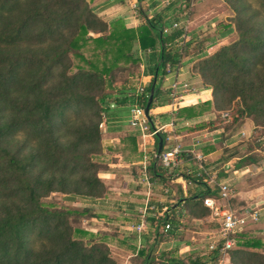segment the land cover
Segmentation results:
<instances>
[{
  "label": "trees",
  "instance_id": "obj_1",
  "mask_svg": "<svg viewBox=\"0 0 264 264\" xmlns=\"http://www.w3.org/2000/svg\"><path fill=\"white\" fill-rule=\"evenodd\" d=\"M92 1L0 0V264H117L101 240L104 237L90 236L84 241L80 237L87 232L72 227L70 216L78 210L48 207L41 199L51 192L91 199L102 196L105 185L97 176L100 163L93 159L101 153L102 113L108 112L111 99L144 107L152 85L148 113L159 105L157 80L166 75V64L172 70L180 65V51L183 46L187 49L190 40L174 45L182 30L163 32L166 12L149 18L139 10L144 22L127 27L120 18L100 19ZM223 1L233 13L226 31L235 32L236 38L203 56H198L204 52L199 45L190 55L191 61L196 60L191 72L210 89L211 102L179 107L177 117L198 116L212 107L215 119L197 128L217 127L223 111L229 112L230 122L240 125L247 120L254 128H264V0ZM156 41L158 50L148 82L141 83L142 93L132 86L127 96L117 97L124 88L112 85L114 72L121 63L139 64L132 54L135 42L144 51ZM158 137L164 138L163 134L154 136L155 150ZM120 143L122 147L116 150L125 158L135 153L132 164L137 166L140 151L135 138L128 136ZM241 157L233 169L255 161ZM153 162L148 171L155 182L154 194L155 189L162 192L166 182L169 187L176 180L158 160ZM181 175L203 185V190L185 198L176 194L179 203L167 205V216L148 218L151 234L137 250L138 264L156 260L153 251L179 225V209L199 218L209 214L202 199L215 196L217 189L195 171ZM165 221L170 223L166 231L162 228ZM231 236V264H264L261 237L245 228ZM207 251L206 255L191 252L163 258L157 264H216L218 247Z\"/></svg>",
  "mask_w": 264,
  "mask_h": 264
},
{
  "label": "rangeland",
  "instance_id": "obj_2",
  "mask_svg": "<svg viewBox=\"0 0 264 264\" xmlns=\"http://www.w3.org/2000/svg\"><path fill=\"white\" fill-rule=\"evenodd\" d=\"M95 1L100 0H94L91 4ZM128 1L129 3L124 4L123 7L120 8L121 11L128 12L134 21V24L123 22L127 27H137L144 22V18L141 17L139 10H144L149 18L154 14H162L163 12H166L168 14L164 19L166 26H169L172 21H175L186 27V33H184L182 42L178 43V45H182L183 42L186 43L190 40L188 44L186 43L187 45L185 44L187 49H185L182 45L183 48L180 51V54L182 55L181 65L187 68L189 75H191V66L194 62H196L195 59H192V61L190 60V55L197 50V46L200 45L204 48V52L198 54V56H203L204 54L211 53L221 44L228 43L236 38L235 32L226 31L227 25H231L230 21L233 13L223 0H194L193 3H191L192 5L189 3L186 4V7H182L184 9L181 8V10H178L175 14H172V10H168V12L161 6H154L152 4L147 6L149 0ZM102 2L104 3L106 0ZM101 8L102 7L98 8L99 10H93L97 16L105 22H110L120 15H116L118 14L117 11H119V9L117 10L110 4L105 3L103 11H101ZM209 40H212V43H209ZM157 47L158 44L156 41L154 47H148V49H150L151 52L152 49L157 51ZM146 49L141 51L137 42H135L132 54L138 58L139 64H133L131 62L121 63V68L114 72L112 85L117 90L121 88V86L124 88L121 93L117 94V97L120 98L124 95L127 96L128 88H131L132 86L136 88V86L140 84L139 74H144V67L148 72H150V69L154 64L155 51L151 53L147 52ZM86 54H89V52H86ZM140 64L144 66L143 72ZM189 75L186 80L191 87H193L198 82L195 76ZM166 76V80H169V73H166ZM182 79V77H179L178 81H182ZM123 106H125V104L123 105L119 102H114L112 99L108 103V108L111 109V111L117 110V108ZM121 115L126 125V120L128 119L127 110L121 109ZM106 120L108 121L107 113H102L99 124L101 131V153L100 155L93 157L94 160L100 163L101 169L97 173V176L105 185V191L102 196L98 199H91L82 196L65 195L60 192H51L46 197L42 198L41 202L48 207L78 210V214L70 216V224L73 228H80L87 232L86 235H82L80 237L82 240L88 241L90 236H93L94 239H101L104 237L101 240L105 241L110 250V254L116 260L117 264H122L124 260L128 262L127 264H138L140 258L133 256V252L142 248L144 246V242L142 240L137 241V234L134 232L136 234L135 237V234L131 233L130 230L131 226L137 222L138 216L136 210L141 207L140 202L142 204L145 192L143 185L140 184L136 178L137 166L130 163L131 161H135L137 159L136 154H128L126 158H118L116 156L119 154L116 148H121L122 144L117 141L115 142V136H119L116 130L110 129V131H113L114 133H106L108 124ZM218 121L221 124L223 123L222 126L226 125L228 127L227 124H230V121L225 122L220 117L218 118ZM237 128L233 130L231 136L229 137L230 139L228 138V140H225L227 138H225L226 136L224 135H221L219 139H217V154L214 155V158L208 162V166L203 165L204 161L202 156L201 163L209 176L215 175L216 179H220L223 175L232 176L230 171L232 167H230L229 171L225 174L223 173L224 171L221 172V170H223L222 168H224L222 163L226 161L224 158L227 155L236 152V157L242 155V159H244L245 156L252 157L255 161L247 164L246 167L240 168L241 170L239 171H241V175L232 179V190L234 192L238 191L248 193L253 188H257L259 185H262V190L264 191V150H262V144L264 143V128H254L253 125L252 127L250 125V127L238 126ZM242 132L244 134H241ZM259 138L261 140L260 142L258 141ZM184 139L188 140L190 137L185 136ZM231 139V145H235L234 147L228 145L230 144ZM109 142L110 145L108 146L106 143ZM181 157V164H183L185 155H182ZM194 160L197 163V160ZM230 160V166H232V164L236 162L237 158L230 157ZM181 168L182 166L176 167L173 171L176 172ZM196 169L197 166L193 169V171H198ZM191 173L193 172L191 171ZM218 173H220V176L217 175ZM175 178L176 182L173 185H168L169 187H167V182L163 185L164 188L169 189L166 194L155 189V194L151 196L152 203L161 205L159 200L163 199L164 196L169 202L168 204L174 202L177 204L179 201H176V193L179 188L181 189L184 198L186 197L188 191L196 193V191L198 192L202 189L203 185L197 182L190 181L187 178L179 179L176 176ZM133 186L137 187V190L134 192ZM228 201L235 208L238 207V205H245L243 201L241 204L233 205V198H229ZM131 202H137L135 207H138L135 211L133 210L134 208L132 209L127 206ZM261 206H264V200ZM179 208L181 207L179 206ZM181 211L182 217L180 218L181 220L178 221V227L173 228V232H170L167 236H165V241L158 244L153 251L156 260L152 264H157L158 261L163 258H177L180 255L178 250L180 248L184 250L185 241H187L191 246H188V250L185 249L183 253L181 252L180 256H183L191 251H196L206 255L208 252L207 245L211 241L218 238L217 221H210L209 217L203 218L202 220H192L189 215H186V209H179V212ZM129 225H131L130 230L127 229ZM142 234L147 236L151 234V232L149 233V231H146L142 232ZM132 235L134 236L132 237Z\"/></svg>",
  "mask_w": 264,
  "mask_h": 264
},
{
  "label": "crops",
  "instance_id": "obj_3",
  "mask_svg": "<svg viewBox=\"0 0 264 264\" xmlns=\"http://www.w3.org/2000/svg\"><path fill=\"white\" fill-rule=\"evenodd\" d=\"M102 1H104V0L95 1L93 4H91V7H93L94 10L95 9L97 10L98 8L102 7L101 8L102 10L101 9L100 10L103 11L104 4L105 3L110 4L113 7H115L117 10L119 9V11H117L118 14H116V15H119V14L120 15L117 18H120L121 20H123L124 23H128V24L133 23L134 24V21L132 20V16L130 14H128V12L121 11V9H120L123 7L124 4L129 3L128 0L127 1H124V0H106V2H104V3ZM135 1H137V0H135ZM102 3H103V5H102ZM150 4L156 6V2L154 4L153 2L149 1L147 3V6ZM101 11H100V13H101ZM132 27H134V26H132ZM157 50H158V47H157ZM154 51L155 50H153L151 53H153ZM140 66H141L142 72H143L144 66L142 64H140ZM190 73H191V75L188 74L187 68L183 67L180 63V65H178V67L176 69L172 70L169 73V75H170L169 80H166L167 79L166 75L162 79H160V80L158 79L157 82L159 84L160 93L158 95L157 102L159 105L153 107L149 111V114L152 116V123L153 124H163V123H167L169 121H172L174 123V132H175V135L177 137L178 142L182 143L185 148H190L194 153H199L203 157V161H204L203 165L208 166V162L211 161V159L214 158V155L217 154V148H216L217 143L216 142H217V139H219V137L221 135L226 136L225 138H227V139H225V140H228V138L231 136L233 130H235L238 126L239 127L240 126L250 127V125H251V127H252V124L250 121L244 120L240 125H239L238 121L230 122V124L228 125L227 128H224L221 124H219L215 128H211L210 125H206L202 128H197V127L201 126L202 124H206V123L211 122L212 120L215 119L216 111L212 107L203 111L198 116H194V117H190V118L177 117V108H179V107L194 105L197 103L200 104V103L208 102V101L211 102L210 89L201 83V81L197 75L193 74L192 72H190ZM188 75L189 76H195V78L197 79L198 83L195 86H193L194 93L187 95L185 97L186 99L179 104L172 103L170 101V98L168 97V88H169L170 83L175 79L178 80L179 77L183 78L182 82L185 81L188 83V81L186 80ZM149 78H150V74L147 71V69L144 67V74H142V73L139 74V83L145 84L146 82H148ZM121 109H126L127 113H128V104L123 106V107L117 108V110H114V111H111V109L108 110L109 111V112H107L108 121L106 120L108 124H107V132L106 133L107 134L114 133L113 131H110V129L116 130L117 134H119V136H115V142L117 141L119 143L121 142V140L123 138L127 139L128 136H133L135 138V142L137 141V147H138L139 137H138L137 130L131 128L128 125V123L126 124L127 126L125 125L124 119L121 115ZM126 122H127V120H126ZM237 129H239V128H237ZM228 134H230V135H228ZM241 134H244V133L242 132ZM185 136H189L190 139L185 140L184 139ZM231 143H232V139H231L230 144H228V145H231ZM106 144L109 146L110 142L106 143ZM232 146H235V145H231V147ZM138 149H139V147H138ZM116 156L118 158L124 157V156H121L120 153L117 154ZM232 158H237V157H232ZM130 163H133V162L131 161ZM230 163H231L230 158L222 163L223 167L225 169L224 174L227 171H229L230 167H232V166H230L231 165ZM181 166H182V168L180 170H182V169L184 170L186 168V169H189L190 171L193 172V169L196 168V166H198V164L196 163V161L194 160V158L192 156L186 155L185 159L183 161V164H181ZM246 166L247 165H243L240 168H243ZM240 168H237V169L231 168V170H230L231 174H232L231 177L229 175H223L220 179L217 178L215 180L225 181L228 183L229 188H230L229 198H233V201H232L233 205L241 204L242 201L245 203V205H238V207L235 208L228 201V206L231 209H233L237 212H240L243 209H247V208L248 209L258 208L260 210V217H259L258 222L246 226L245 229H248L253 234H256L259 237H261L262 251H264V249H263V243H264V206H261L262 202L264 200V191L262 190V185H259L257 188H253L248 193H242V192H238V191L234 192L232 190L233 186L231 187V184H232L231 182H232V179L241 175V171H239V170H241ZM245 169H247V168H245ZM257 169H258V167H257ZM180 170L176 171L179 174V176L177 177L179 179L184 178L181 175L182 172L180 173ZM217 175L220 176V173H218ZM133 187H134V190H133V192H134L137 190V187L136 186H133ZM212 188H214V187H212ZM201 190H203V186H202ZM128 192H130V191H128ZM193 193H195V192H193ZM193 193H191V191H188L187 195L185 192V195L189 196ZM152 194H151V196H152ZM176 194L181 195L182 197L184 196L180 188L178 189ZM151 200H152V198H151ZM159 201H160L159 203L161 204L160 206L163 205V206L167 207V205L169 203L165 199L164 196H163V199H160ZM133 203L131 202L127 206L132 208V209L134 208L133 210L135 211L138 206L135 207L136 206L135 204L137 202H133ZM140 205H141V202H140ZM123 214H124V212H123ZM190 217L192 220H202L203 218L209 217L210 221H217L215 218H213L211 216L210 211H209L208 216L206 215L204 217L199 218V217H194V216L190 215ZM130 226L131 225H129V227H127L128 230H130ZM130 231H131V233L135 234L134 231H132V230H130ZM133 236L134 235H132V237ZM149 236L150 235L146 236L145 234L141 233L139 236V241L142 240L143 242H145V240L147 238H149ZM135 237H136V234H135ZM188 246H191V245L187 241H185L184 250L185 249L188 250ZM180 249L178 250V253L181 254V252L183 253L184 250H182V249L180 250ZM191 252H193V251H191ZM191 252H189V253H191ZM189 253H186V254H189ZM136 254H137V251L135 250V252H133V256H135ZM127 263L128 262L125 260L122 262V264H127ZM216 264H231L229 262L228 251L219 253L218 261Z\"/></svg>",
  "mask_w": 264,
  "mask_h": 264
},
{
  "label": "built area",
  "instance_id": "obj_4",
  "mask_svg": "<svg viewBox=\"0 0 264 264\" xmlns=\"http://www.w3.org/2000/svg\"><path fill=\"white\" fill-rule=\"evenodd\" d=\"M149 1L154 4L156 2V6H161L162 8L171 6L170 10H172V14H175L178 10H181L182 7H186V4L193 3L194 0ZM172 29L182 30V34L176 40V43H174V45H177L182 42L184 33H186V27L184 25H180L178 22L172 21L169 26H165L163 28V32L167 33ZM146 51L151 52L148 48ZM165 71L166 73H170L172 71L168 64L165 65ZM135 91L139 94L142 93L143 87L141 83L136 86ZM193 93V87H191L187 82L178 81L176 79L170 83L168 88V97L172 103L176 104L183 102L187 95ZM220 117L225 122L230 121L228 111L221 112ZM127 123L131 128L137 130L138 133L140 159L137 165L136 178L138 179V182L143 185L145 192L141 207L136 210L138 216L137 222L131 226V230L137 234V241H139L140 234L148 230V218H157L159 215L167 216L169 213V209L166 206H160L159 204L152 203L151 200V192L155 186V182L149 176L148 165L151 160L155 158L156 150L154 149L153 139L157 134H163L164 137L162 139L161 150L157 155V160L160 165L167 170L169 176L172 178L175 176L178 177V172H174L173 170L176 167L181 166L182 155H190L196 159L198 163V171L195 172L196 176L204 177L206 184L217 189L215 196H205L202 199V204L209 209L211 216L218 222V238L208 244V249L218 247L219 253L228 251L232 248L234 243V239L231 236L234 231L243 229L250 224L258 222L260 217V210L258 208H247L237 212L228 206L227 201L230 195L228 183L225 181L215 180V175L209 176L201 163V155L199 153H194L190 148H185L182 143L178 142L174 132V123L172 121L163 124H150L143 113V106L133 102L128 105ZM181 172L186 175L191 174V171L186 168L181 170L180 173ZM168 191V188H162V193L166 194ZM162 228L164 231L170 229V223L166 221L163 222ZM218 242H220V244H218Z\"/></svg>",
  "mask_w": 264,
  "mask_h": 264
},
{
  "label": "water",
  "instance_id": "obj_5",
  "mask_svg": "<svg viewBox=\"0 0 264 264\" xmlns=\"http://www.w3.org/2000/svg\"><path fill=\"white\" fill-rule=\"evenodd\" d=\"M152 94H153V85L150 88V91H149L148 96H147V101H146V103H145V105L143 107V113L146 116V118H147V120H148L149 123H151V119H150V116L148 114V107H149V104H150V102L152 100ZM161 146H162V138L158 137L157 138V146H156L155 158H154L153 165L157 161V155H158V153L161 150Z\"/></svg>",
  "mask_w": 264,
  "mask_h": 264
}]
</instances>
